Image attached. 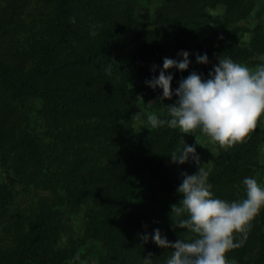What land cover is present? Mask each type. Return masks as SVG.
<instances>
[{
    "label": "trees",
    "instance_id": "trees-1",
    "mask_svg": "<svg viewBox=\"0 0 264 264\" xmlns=\"http://www.w3.org/2000/svg\"><path fill=\"white\" fill-rule=\"evenodd\" d=\"M258 6L0 0V264H145L149 253L151 264H167L173 249L152 242L154 229L171 242L194 238L173 226L187 213L170 214L181 173L197 171L172 161L183 143L195 145L216 198H246L243 180L264 173V116L246 142L224 151L200 129H151L147 116L168 119L177 97L162 101V89L145 81L182 50L191 63L166 71L173 90L192 71L209 78L220 56L264 64ZM205 53L209 62L197 63ZM227 258L264 264V209Z\"/></svg>",
    "mask_w": 264,
    "mask_h": 264
},
{
    "label": "clouds",
    "instance_id": "clouds-1",
    "mask_svg": "<svg viewBox=\"0 0 264 264\" xmlns=\"http://www.w3.org/2000/svg\"><path fill=\"white\" fill-rule=\"evenodd\" d=\"M178 55L182 57L179 61L163 58L158 76L145 81L153 90L157 87L162 89L158 99L177 97L174 103L166 105L168 119H160L156 114L147 116L150 128L167 126L179 129L182 134L200 129L210 142L224 151L246 142L264 116V64L252 69L220 56L208 73L209 78L192 71L173 90V75L166 74V71L171 68L185 71L191 63L187 51L182 50ZM196 62L207 64V54H197ZM156 68V65L152 66L153 71ZM171 158L177 164L192 161L197 165L195 173H181L183 179L177 188L182 196L180 206L177 203L171 205L170 213L177 217L187 213L186 219H180L173 226L187 230L194 238L171 242L157 228L151 234L152 242L158 247L173 249L167 264H230L227 253L244 245L252 221L264 209V186L255 178H245L246 198L229 202L216 198L211 191L212 185L208 182L210 172L201 166L195 145L183 143L182 150L173 152ZM141 239L147 243L149 235L144 234ZM151 257L152 253H149L144 258L145 264H151ZM74 259L79 260V254Z\"/></svg>",
    "mask_w": 264,
    "mask_h": 264
},
{
    "label": "rangeland",
    "instance_id": "rangeland-1",
    "mask_svg": "<svg viewBox=\"0 0 264 264\" xmlns=\"http://www.w3.org/2000/svg\"><path fill=\"white\" fill-rule=\"evenodd\" d=\"M259 3H260V6L256 8L254 17H259V16L264 17V0H259ZM263 140H264V132H263ZM262 155H264V152L262 153ZM257 180L261 186H264V173L260 172Z\"/></svg>",
    "mask_w": 264,
    "mask_h": 264
}]
</instances>
